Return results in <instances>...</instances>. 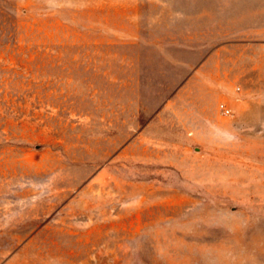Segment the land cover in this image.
<instances>
[{"label": "rangeland", "instance_id": "rangeland-1", "mask_svg": "<svg viewBox=\"0 0 264 264\" xmlns=\"http://www.w3.org/2000/svg\"><path fill=\"white\" fill-rule=\"evenodd\" d=\"M257 3L0 0V264H264Z\"/></svg>", "mask_w": 264, "mask_h": 264}, {"label": "crops", "instance_id": "crops-1", "mask_svg": "<svg viewBox=\"0 0 264 264\" xmlns=\"http://www.w3.org/2000/svg\"><path fill=\"white\" fill-rule=\"evenodd\" d=\"M244 11L246 12V10H244ZM250 11L253 12V13H257V14L264 13V5L263 4L261 5V4L257 3L255 5V8H252ZM211 13H212V9H211Z\"/></svg>", "mask_w": 264, "mask_h": 264}, {"label": "built area", "instance_id": "built-area-1", "mask_svg": "<svg viewBox=\"0 0 264 264\" xmlns=\"http://www.w3.org/2000/svg\"><path fill=\"white\" fill-rule=\"evenodd\" d=\"M221 110L224 114H227V115L231 113V109L224 104H221Z\"/></svg>", "mask_w": 264, "mask_h": 264}]
</instances>
